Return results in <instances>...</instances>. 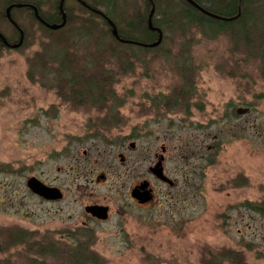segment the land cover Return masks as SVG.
I'll use <instances>...</instances> for the list:
<instances>
[{
    "label": "rangeland",
    "instance_id": "rangeland-1",
    "mask_svg": "<svg viewBox=\"0 0 264 264\" xmlns=\"http://www.w3.org/2000/svg\"><path fill=\"white\" fill-rule=\"evenodd\" d=\"M171 27L160 49L131 58L103 110L70 106L42 74L30 78L38 40L0 50V239L24 237L0 251V264H29L49 243L70 250L78 231L102 264H205L230 248L264 264V216L249 208L264 201V43L207 35L182 21ZM95 124L106 127L102 134ZM163 145L177 184L156 182L157 201L136 206L131 189L156 180L149 167ZM33 175L61 188L63 199L33 194ZM90 202L109 204L110 220L87 216ZM46 261L69 264L58 252Z\"/></svg>",
    "mask_w": 264,
    "mask_h": 264
},
{
    "label": "trees",
    "instance_id": "trees-1",
    "mask_svg": "<svg viewBox=\"0 0 264 264\" xmlns=\"http://www.w3.org/2000/svg\"><path fill=\"white\" fill-rule=\"evenodd\" d=\"M65 0L66 24L57 30H51L35 15L28 5L14 7L12 18L18 28L10 25L6 17V7L11 4H33L40 16L49 23H61V0H0V33L10 43L18 42L21 30L24 32L23 44L28 47L39 42V48L29 59L30 78L42 74V79L57 88L59 99L70 106H97L99 110L109 107L113 100L115 85L125 73L131 70V58L136 59L142 51H155L138 43H151L157 40L158 31L149 28L150 12L155 7L153 25L161 28L164 35L172 24L178 21L197 26L204 34L228 33L233 41L264 43V0H194L205 10L218 15L211 16L192 5L187 0ZM28 18L29 24L23 22ZM114 23L120 39L113 34ZM31 32H35L34 35ZM7 49L0 38V50ZM80 49L83 50L80 54ZM158 50V49H157ZM156 50V51H157ZM263 57L264 51L259 50ZM258 56V55H257ZM39 79V78H37ZM182 93V92H181ZM182 101H186L183 99ZM119 103V100L114 104ZM112 112L116 108H109ZM250 209L264 216V201ZM85 231H87L84 228ZM16 240H8L3 245L0 239V251L23 241V233L11 234ZM84 231L71 232L72 248L48 244L40 247L36 257L29 264H48L47 256L54 252L63 254L69 264H102L87 244L80 240ZM91 235V233H90ZM13 241V243H12ZM76 244V246H73ZM205 264H250L242 252L224 249Z\"/></svg>",
    "mask_w": 264,
    "mask_h": 264
},
{
    "label": "water",
    "instance_id": "water-1",
    "mask_svg": "<svg viewBox=\"0 0 264 264\" xmlns=\"http://www.w3.org/2000/svg\"><path fill=\"white\" fill-rule=\"evenodd\" d=\"M188 2H190L192 5H194L195 7H197L198 9L202 10L203 12H205L208 15L211 16H215L218 17V15L213 14L207 10H205L203 7H201L196 1L194 0H187ZM241 1V0H240ZM64 2L65 0H61L60 2V12L62 14V22L61 23H49L47 21H45L39 14L38 8L33 5V4H11L6 8V15L7 17L18 27L17 22L12 18V13L11 10L13 7H22L24 5H28L31 8L34 9V13L37 16V18L43 23L45 24V26H47L49 29L51 30H57L62 28L66 22H67V13L64 9ZM154 15V7L151 10L149 19H148V25L149 28H151L152 30H156L158 31V39L154 42L151 43H139L144 47H155L158 46L162 40H163V32L159 27H156L153 25V21H152V16ZM110 23L113 26V34L120 39L119 35H118V30L116 28V26L114 25V23L110 20ZM21 30V38L18 42L15 43H10L6 40L5 36L0 33V38L3 40V42L7 45L10 46L12 48H19L22 44H23V40H24V32ZM122 41H126V42H135V41H128V40H124V39H120ZM137 43V42H135ZM249 108L248 107H238L236 109L237 114L239 115H243L248 113ZM152 171L154 172L155 175H157L159 178L168 181L169 183L172 184V181L166 177L163 173V168H162V163L161 161H159L153 168ZM102 178H104V176H102ZM27 186L28 188L36 195L44 198L45 200H61L64 196L62 190L57 187V186H50L45 184L43 181H41L40 179H38L37 177H30L27 180ZM148 186V182H144L141 185H139L138 187L134 188L132 191V196L134 198H136L140 203H145L147 201H150L153 196L151 194V190L147 189ZM86 212L90 213L93 217H96L98 219L101 220H106L108 218V207L103 206V205H88L86 206Z\"/></svg>",
    "mask_w": 264,
    "mask_h": 264
},
{
    "label": "flooded vegetation",
    "instance_id": "flooded-vegetation-1",
    "mask_svg": "<svg viewBox=\"0 0 264 264\" xmlns=\"http://www.w3.org/2000/svg\"><path fill=\"white\" fill-rule=\"evenodd\" d=\"M8 7V6H7ZM6 7V8H7ZM14 8V7H13ZM12 8V9H13ZM11 12H12V10H11ZM6 17H7V15H6ZM7 19H8V21H9V23H10V25H13V26H15L16 28H18L8 17H7ZM19 30V33H20V29H18ZM5 44V43H4ZM6 45V44H5ZM7 46V45H6ZM7 48L9 49V48H12V47H10V46H7ZM156 99H158V97H156ZM237 113V112H236ZM92 128H97L96 130H95V132H94V134H100L101 132H100V129L101 128H106V127H104V126H102V125H100V124H95V125H93V126H91ZM103 130H105V129H103ZM102 134V133H101ZM125 141H123V143H124ZM122 143H120L119 145H121ZM124 147H125V150H126V152L127 153H129V151H127V149H126V145H123ZM128 146L131 148V149H136L137 148V143H136V141H130L129 143H128ZM125 151H123V150H120V151H118L117 152V157L119 158V160H120V162H122V163H124L126 160H127V158H128V154L126 153ZM166 152H167V147L165 146V145H163L162 147H161V152H156L155 153V157H156V161L154 162V164H152L150 167H149V171H150V173H151V175L153 176V178H155L156 180H154V179H149V178H143L142 180H140V182H138V183H136L134 186H133V188L131 189V192H130V195H131V199H132V202L136 205V206H139V207H145V206H148V205H150V204H153V203H155L156 201H157V198H158V196H159V191L156 189V186H155V183L156 182H161V183H164V184H167L168 186H170V187H174V186H176V184H177V177H171V174L169 173V171H168V169H166L165 168V162H166V156H165V154H166ZM87 153V150L86 151H84V154H86ZM183 157H185L184 156V154L182 155ZM159 161H161V163H162V168H163V173H164V175L166 176V177H168L171 181H172V184L171 183H169L168 181H165V180H163V179H161V178H159L157 175H155L154 174V172L152 171V168L159 162ZM177 171H179L180 172V174H183L184 172H185V165H182V167L181 168H179V169H177ZM34 176V175H33ZM99 176H104V179H106L107 178V174L105 173V172H102L100 175L98 174L97 175V177H99ZM30 177H32V176H30ZM29 177V178H30ZM34 177H37V176H34ZM38 178V177H37ZM39 179V178H38ZM28 180V179H27ZM41 180V179H40ZM42 181V180H41ZM44 182V181H43ZM144 182H148V186H147V189H149V190H151V194H152V196H153V198L150 200V201H147V202H145V203H140L136 198H134L133 196H132V191H133V189L134 188H136V187H138L139 185H141L142 183H144ZM45 183V182H44ZM26 184H27V181H26ZM46 184V183H45ZM48 185V184H47ZM28 187V186H27ZM61 189V188H60ZM62 190V189H61ZM31 191V190H30ZM32 192V191H31ZM62 192H63V190H62ZM33 193V192H32ZM34 194V193H33ZM63 194H64V192H63ZM36 195V194H35ZM38 196V195H37ZM40 197V196H39ZM178 198L179 197H181V196H177ZM42 198V197H41ZM44 199V198H43ZM88 205H103V206H106V207H108V218L106 219V220H101V219H98V218H96V217H93L90 213H88V212H86V206H88ZM84 209H85V212L87 213V216H89V217H91V218H94L95 220H97V221H100V222H106V221H108V220H110V218H111V214H112V208H111V206L109 205V204H104V203H100V202H90V203H88V204H86L85 205V207H84ZM119 211V210H118ZM83 226L84 227H86V226H88L87 224H83Z\"/></svg>",
    "mask_w": 264,
    "mask_h": 264
}]
</instances>
